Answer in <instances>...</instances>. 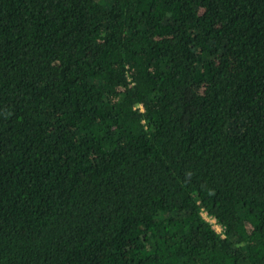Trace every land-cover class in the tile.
Instances as JSON below:
<instances>
[{
	"label": "trees",
	"instance_id": "1",
	"mask_svg": "<svg viewBox=\"0 0 264 264\" xmlns=\"http://www.w3.org/2000/svg\"><path fill=\"white\" fill-rule=\"evenodd\" d=\"M0 264H264V0H0Z\"/></svg>",
	"mask_w": 264,
	"mask_h": 264
},
{
	"label": "rangeland",
	"instance_id": "2",
	"mask_svg": "<svg viewBox=\"0 0 264 264\" xmlns=\"http://www.w3.org/2000/svg\"><path fill=\"white\" fill-rule=\"evenodd\" d=\"M208 219H210L213 223H214V226L215 228L218 230V231H221V227L218 223L215 222V219L214 218H211V217H207Z\"/></svg>",
	"mask_w": 264,
	"mask_h": 264
}]
</instances>
